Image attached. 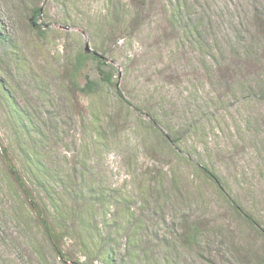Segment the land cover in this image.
Here are the masks:
<instances>
[{
    "label": "rangeland",
    "instance_id": "1",
    "mask_svg": "<svg viewBox=\"0 0 264 264\" xmlns=\"http://www.w3.org/2000/svg\"><path fill=\"white\" fill-rule=\"evenodd\" d=\"M0 31V151L72 263L264 264V0H0ZM86 46L111 85L71 83ZM0 264H62L1 158Z\"/></svg>",
    "mask_w": 264,
    "mask_h": 264
},
{
    "label": "trees",
    "instance_id": "2",
    "mask_svg": "<svg viewBox=\"0 0 264 264\" xmlns=\"http://www.w3.org/2000/svg\"><path fill=\"white\" fill-rule=\"evenodd\" d=\"M30 11H31V15L28 17L29 26L32 29L36 30L39 34H44V30H42L40 25L37 24L39 17L42 15L41 9L35 7V8H32ZM7 40H8V37L3 36V33L0 31V48L5 49L4 44ZM100 58L101 57L94 52L93 53H85V52L80 53L73 64V73L70 74L71 83L75 85V80L77 76L76 74L80 73L81 69L86 65L88 61H96L99 66L98 71L101 75V80L104 81L106 84L111 85L112 76L102 69L101 65L103 63L100 61ZM97 86H98V83L93 82L87 76H85V83H84V87L82 88V91L86 93H91L96 90ZM6 87L7 86L2 81H0V91L2 92V95L7 97L8 99H11V95H9L8 89ZM23 123H26L24 117H23ZM0 152H1L0 158L2 160L4 170L7 176L13 182L16 189L19 191L20 195H22V197L25 199L29 209L35 214L37 222L39 224V228L44 237V240L47 243L50 251L53 253L54 257L59 259L62 264H89V260L87 259L86 254H84L83 261L81 263L79 262L72 263L70 261V258L64 254V251H63L64 235H62V233L58 231L57 227L54 226V224L52 223L51 217L48 213L49 210L46 207H42L35 200L36 198L34 196V193L32 192V189L27 185L25 180L22 178L16 165L12 162L11 159H9L7 151L5 149H2ZM41 168L43 169V167ZM42 169L38 167L39 171H42ZM209 175L210 177H212L211 174ZM39 179L40 178H37V184L40 187V190L42 192H45L47 189H43V184L41 183ZM45 199L47 201H51L48 197H46ZM241 216L246 222L255 224V221L253 220V218L247 215L245 212ZM80 228L81 227H79V229ZM74 231L77 232L76 234L79 233L77 229ZM198 231H199L198 227L195 224H193L190 227V229L181 236L180 238L181 241L185 245L192 243V241H196V236H197ZM261 234L264 237V231H262ZM102 242L106 244L105 240H102ZM82 246H84V244ZM111 249H112L111 247L105 246L102 251V254L104 255V257L106 258L108 262L114 261ZM132 261L133 260L131 259V262ZM120 264H125V260L122 259ZM163 264H171V263L164 262Z\"/></svg>",
    "mask_w": 264,
    "mask_h": 264
},
{
    "label": "water",
    "instance_id": "3",
    "mask_svg": "<svg viewBox=\"0 0 264 264\" xmlns=\"http://www.w3.org/2000/svg\"><path fill=\"white\" fill-rule=\"evenodd\" d=\"M84 52H85V53H90L91 50L86 46L85 49H84Z\"/></svg>",
    "mask_w": 264,
    "mask_h": 264
}]
</instances>
